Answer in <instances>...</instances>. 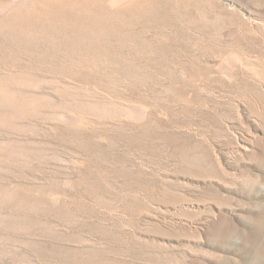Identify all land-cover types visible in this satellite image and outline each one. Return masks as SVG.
Returning <instances> with one entry per match:
<instances>
[{"label":"rangeland","instance_id":"rangeland-1","mask_svg":"<svg viewBox=\"0 0 264 264\" xmlns=\"http://www.w3.org/2000/svg\"><path fill=\"white\" fill-rule=\"evenodd\" d=\"M0 264H264V0H0Z\"/></svg>","mask_w":264,"mask_h":264},{"label":"bare ground","instance_id":"bare-ground-1","mask_svg":"<svg viewBox=\"0 0 264 264\" xmlns=\"http://www.w3.org/2000/svg\"><path fill=\"white\" fill-rule=\"evenodd\" d=\"M138 110H139V112L141 113V115H144L145 114V108L143 109V108H138ZM66 116H70V115H68V114H65V117ZM143 117V116H142Z\"/></svg>","mask_w":264,"mask_h":264}]
</instances>
